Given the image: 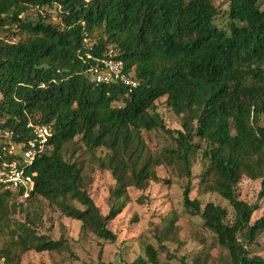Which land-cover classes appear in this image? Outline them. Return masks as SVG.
<instances>
[{
    "label": "trees",
    "instance_id": "16d2710c",
    "mask_svg": "<svg viewBox=\"0 0 264 264\" xmlns=\"http://www.w3.org/2000/svg\"><path fill=\"white\" fill-rule=\"evenodd\" d=\"M216 1L0 0V128L16 142L31 137L29 122L51 130L31 168L36 176L29 198L0 188V261L63 247L41 232L42 202L79 222L84 236L115 243L108 224L128 205V191L169 186L157 174L165 168L187 181L183 210L199 218L211 238L208 248L204 243L181 264H264L253 252L264 234V211L251 222L257 205L237 196L247 178L260 181L264 201V0H226L224 10ZM52 8L57 25L40 16ZM15 33L24 38L12 41ZM110 49L137 82L131 93L121 84L97 85L89 73L92 58ZM162 99L180 118L179 130L168 129L157 112ZM150 133L169 145L150 150L144 138ZM74 140L82 160L77 151L67 158L62 153ZM197 158L199 195L219 196L231 217L218 205L202 207L190 198ZM87 161L114 182L107 215L90 196ZM160 224L153 232L157 245L145 244L134 264H163L164 243L178 242L176 217L169 213Z\"/></svg>",
    "mask_w": 264,
    "mask_h": 264
},
{
    "label": "rangeland",
    "instance_id": "374dc122",
    "mask_svg": "<svg viewBox=\"0 0 264 264\" xmlns=\"http://www.w3.org/2000/svg\"><path fill=\"white\" fill-rule=\"evenodd\" d=\"M219 8H226V0L215 2ZM32 16H37V11L30 12ZM40 16L48 24L57 25L58 18L54 8L44 10ZM218 26H226V21L220 20ZM6 36L7 33L2 34ZM23 36L15 33L12 41L18 42ZM1 99V96H0ZM157 112L162 117L168 129L175 131L180 129V118L171 113L164 103V99L157 104ZM260 126H264V116L259 121ZM148 148L157 151L169 145L168 141L160 133H150L144 135ZM73 151H77V156L83 159L81 145L74 140L62 150L67 158ZM96 158L100 156L95 155ZM199 157V156H198ZM87 173L90 176L89 193L103 215H107L109 206V191L114 186L110 174L99 168L95 162H85ZM202 164L197 158L192 167V190L190 198L198 200L202 207L207 203H213L228 211L229 217L232 210L227 202L219 196L208 194L199 195L197 191L198 176L201 173ZM157 174L160 178L170 180L169 186L163 184L150 183L144 191L130 189L128 191L129 203L122 213L108 224V229L116 236L113 244L103 242L92 235L84 236L81 232V225L61 216L47 203L42 202L37 209L42 215L43 227L41 232L54 241H62L63 247L50 253L27 252L20 260H10L4 258L0 264H134L143 256V246L145 244L157 245L153 237V232L158 227L161 229L162 219L169 213L176 217L177 243L165 242L164 246L168 252L161 255L163 264H181L180 258H192L204 249V243L211 244L208 232L201 228V221L197 217L186 214L182 207V194L186 185V180L179 179L173 171L159 168ZM260 191V181H251L244 178L237 186V196L239 200L258 207L251 218V222L259 219L264 211V201L258 198ZM20 219L19 216L16 217ZM2 241L0 240V245ZM208 250V249H207ZM218 249L211 252V256H216ZM253 252L264 258V234L257 239V245ZM173 256L174 259L169 257Z\"/></svg>",
    "mask_w": 264,
    "mask_h": 264
},
{
    "label": "built area",
    "instance_id": "2783aa9c",
    "mask_svg": "<svg viewBox=\"0 0 264 264\" xmlns=\"http://www.w3.org/2000/svg\"><path fill=\"white\" fill-rule=\"evenodd\" d=\"M92 61L94 64L89 73L95 84H121L129 93L137 87L134 77L126 74L123 63L116 59L113 50H107L102 57L92 58ZM26 129L31 137L16 142L12 132L0 128V188L22 200L28 199L34 190L36 173L31 172V168L43 156L51 136L50 128L44 125L29 122Z\"/></svg>",
    "mask_w": 264,
    "mask_h": 264
}]
</instances>
